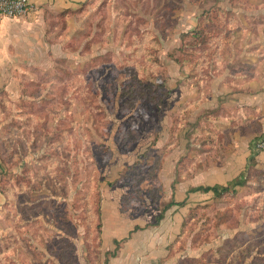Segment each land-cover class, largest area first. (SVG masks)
<instances>
[{"label":"rangeland","instance_id":"obj_1","mask_svg":"<svg viewBox=\"0 0 264 264\" xmlns=\"http://www.w3.org/2000/svg\"><path fill=\"white\" fill-rule=\"evenodd\" d=\"M235 1L264 5L91 0L72 12L71 24L53 21L42 65H1L0 249L9 245L2 264H31L28 251L42 252L20 245V236H42L53 217L58 231L75 235L78 251L89 237L94 258L104 192H115L121 211L145 230L182 199V184L214 183L207 173L229 148L228 131L212 122L213 79L230 58ZM245 181L219 198L191 196L180 248L202 254L197 263L242 264L237 258L264 254V169L254 158Z\"/></svg>","mask_w":264,"mask_h":264},{"label":"crops","instance_id":"obj_2","mask_svg":"<svg viewBox=\"0 0 264 264\" xmlns=\"http://www.w3.org/2000/svg\"><path fill=\"white\" fill-rule=\"evenodd\" d=\"M88 1L91 0H30L32 9L27 15L15 19L0 16V67L12 61H18L17 63L30 68L42 65L50 58L47 53L53 48L47 38L48 31H53V21L59 20L60 14L64 12L76 11ZM245 1L250 5L264 4V0ZM235 2L236 6L233 5L232 11L237 27L230 29V58L226 62L218 63L222 73L215 75L213 79L211 107L217 114L212 119L215 129L228 131V141L223 145L229 150L219 162L220 165H214L207 173V178H213L214 183L193 187L224 185L243 173L253 158L256 165L264 169V152H252L254 141L264 134V5L252 10L242 7L241 4L237 6V1ZM71 15L72 13L67 17L70 24L73 19ZM57 33L58 31H55V34ZM179 191L183 196L177 202L186 201L180 212L176 213L178 206H174L158 225H150L145 230L134 229L136 226L141 228L142 225L128 213L121 211L120 198H114L115 192L107 195L104 192L100 206L102 227L97 259L89 257L84 237L81 239L83 245L78 251L75 235L58 231L59 228L54 222L47 224L48 230H44L45 234L42 236H20V245L23 244L28 250L34 251L37 248L38 252H42L34 255L28 251L30 260L28 257L27 259L31 264L36 263L34 259L41 264H64L54 253L61 247L59 244L62 241L71 245L72 249H66V256L69 258L67 260H72L74 264H93V259L94 264H103L106 259L107 264H184L190 261L189 259L195 261L192 264H200L197 262L202 254L190 257L189 250L180 248V230L186 216L185 209L189 208V202L192 201L191 196L213 193L189 192V188L183 184ZM3 200L0 192V205ZM28 205L31 207L33 203ZM167 223H170L171 230L159 229ZM152 228L153 230H150ZM258 255L260 258L264 256L263 252ZM253 258L237 260L242 264H253Z\"/></svg>","mask_w":264,"mask_h":264},{"label":"trees","instance_id":"obj_3","mask_svg":"<svg viewBox=\"0 0 264 264\" xmlns=\"http://www.w3.org/2000/svg\"><path fill=\"white\" fill-rule=\"evenodd\" d=\"M72 12H64V13H62V14H60V19L61 18H63V19H66L70 14H71ZM203 34V32H202V30H200V29H198V30H196L195 32H193V35L195 36V37H199L200 35H202ZM245 184H246V181H245V171L243 172V173H241L237 178H235V179H233V180H231V181H229V182H227L226 184H224V185H221V184H215V185H213V186H197V187H193V188H191L190 190H189V192H198V191H201V192H204V193H208V192H212L213 193V195H214V197H216V198H219V197H221V196H223V195H225V194H228V193H230V192H232V193H234V192H236L237 191V188H239V187H243V186H245ZM122 203V202H121ZM48 204H50V203H48ZM185 204V201L184 202H175V201H173V202H170L169 204H168V206H166L161 212H160V214L157 216V218L155 219V221H154V223H148L147 224V226H150V225H158L164 218H165V212H166V210H168L169 208H171L172 206H182V205H184ZM33 205H36V204H33ZM33 205L31 206V207H29V208H32L33 207ZM43 206L44 207H48V205H47V203H46V201H43ZM40 207H41V205H40ZM6 208L4 207V210H5ZM95 214H96V218H97V221H99L98 222V224H96V228L98 229L97 231V235H96V243H97V247H96V250H95V255H94V258H98V256H99V248H98V241H99V236H100V233H101V227H102V225H101V217H100V215H101V213H100V208H99V206L96 208V211H95ZM53 222H55V224L57 225L58 223L55 221V217H53ZM60 223V222H59ZM135 230H138V229H141L140 227H138V226H136L135 228H134ZM62 231H64L63 229H62ZM66 234H69V235H73V234H71L70 233V231L69 230H65L64 231ZM8 237H11V232H8ZM1 241L2 242H6L7 240L4 238V239H1ZM84 245L87 247V249H88V252H89V257L91 258L92 257V255H91V252H90V250H91V243H90V238L89 237H87V236H84ZM59 246H61L59 249L57 248V252H54V253H56L57 254V256L62 260V261H64V264H74V263H72V260H67V259H69V258H67V256H66V253H67V250L66 249H72V247H71V245L70 244H68V243H66L65 241H62L61 242V244H59ZM8 248H9V245L8 246H5L4 247V250H1L0 249V264H2L1 263V260L3 261V263L4 262H7V259H8V255H7V250H8ZM93 258V257H92ZM264 256L262 257V258H257V259H259L260 261L259 262H256V260L257 259H255L254 261H253V264H264ZM107 259L103 262V264H107ZM93 264H94V259H93V262H92ZM96 264H101L100 262H96Z\"/></svg>","mask_w":264,"mask_h":264},{"label":"built area","instance_id":"obj_4","mask_svg":"<svg viewBox=\"0 0 264 264\" xmlns=\"http://www.w3.org/2000/svg\"><path fill=\"white\" fill-rule=\"evenodd\" d=\"M32 9L30 0H0V16L7 18H20ZM254 154L264 152V134L259 136L253 143Z\"/></svg>","mask_w":264,"mask_h":264}]
</instances>
